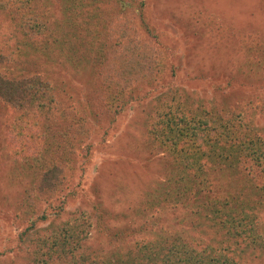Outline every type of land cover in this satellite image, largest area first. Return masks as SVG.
I'll use <instances>...</instances> for the list:
<instances>
[{"label": "trees", "instance_id": "1", "mask_svg": "<svg viewBox=\"0 0 264 264\" xmlns=\"http://www.w3.org/2000/svg\"><path fill=\"white\" fill-rule=\"evenodd\" d=\"M48 4L0 0V21L8 22V30L15 33L13 48L19 58L20 52L48 47L53 41L49 36H60L57 21L42 17ZM96 6L99 17L86 16L93 28L78 24L73 14L68 21L73 39L62 45L70 42L69 50L82 49L83 34L103 45L96 51L92 87L79 109L84 112L80 119L75 117L77 109L68 112L72 107L67 98L57 95L63 91L38 72L7 76L0 70V101L16 110L17 122L8 133L11 157L27 162L24 168L10 169L8 183L17 194L8 201L20 209V223L26 224L21 235L37 233L29 245L28 264H247V257H263L255 254L261 251L258 212L264 210V189L258 184L264 181L262 148L240 114L224 107L200 114L168 106L149 123L145 120L144 147L162 150L163 179L139 192L136 202L118 197L126 208L114 215L105 216L103 202L96 198L87 214L93 225L65 221L58 228L50 223L37 229L64 209L60 195L74 170L76 152L87 150L86 132L112 122L125 106L123 93L139 100L159 74L153 47L157 34L143 1L113 0ZM248 23L254 27L253 20ZM246 36L244 52L241 40L232 45L234 52L247 56L257 46L264 51V41ZM4 49L0 45V52ZM263 61L248 58L244 63L258 70L264 68ZM41 201L52 208L49 213L40 209ZM107 220L117 225L110 227ZM91 229L104 236L105 244L89 245Z\"/></svg>", "mask_w": 264, "mask_h": 264}, {"label": "rangeland", "instance_id": "2", "mask_svg": "<svg viewBox=\"0 0 264 264\" xmlns=\"http://www.w3.org/2000/svg\"><path fill=\"white\" fill-rule=\"evenodd\" d=\"M107 1L113 0H49L42 17L49 18L50 15L57 21L61 26L57 30L60 36H49V41L54 42L48 47L43 45L26 53L20 52V58L14 53L15 33L8 30V22L0 21V45L5 47L0 52L4 58L0 61V70L7 76L16 71L38 72L52 86L63 91L57 95L67 98V104L72 107L68 112L74 114L77 109L75 117L78 120L84 115L79 110L81 104H86L89 99L93 67L98 59L96 51L103 45L91 42V37L84 39L83 34L82 49L69 50L70 42L62 46L65 44L63 40L73 39L68 26V21L74 19L73 14L75 18L79 17L78 24L83 23V27L89 25L92 29L86 16L99 17L100 9L96 5L102 7ZM139 1L144 3V12L147 10L151 14L157 34L153 47L159 74L150 87L141 91L139 100L135 99V95L130 99L128 93H123L125 106L112 122L107 121L102 127L95 126L92 133L86 132L83 146H87V150L76 152L74 170L69 173L68 182L60 195V200L65 199L64 209L55 216H49L47 222H40L37 229H46L50 223L58 228L65 221L85 223L86 227L93 225L87 214L96 198L102 200L105 216L114 215L121 208H126V202L120 197L128 199V203L136 202L139 192L154 187L159 179L162 180L160 158L165 156L157 146L150 149L144 147V123L166 111L168 106L178 112L180 108L182 111L186 108L200 114L221 107L234 110L244 121L243 126L256 135L264 161V68L256 70V67L244 63L248 58H257L262 62L264 51L257 46L256 52L249 51L246 56L239 54L240 50L234 52L232 46L241 40L244 52L247 45L244 40H248V34L253 35V39L264 41V0ZM249 20H253L254 27L248 23ZM52 28L50 26V31H53ZM113 106L110 104L111 108ZM15 116L16 110L0 101V264H28L29 245L37 235H21L26 224L20 223V209L10 204L17 194L16 187L12 188L8 183L10 169L15 167L19 170L27 166L23 159H13L14 150L9 144L8 133L17 122ZM82 120L90 122L87 117ZM261 168L264 178V166ZM258 184L264 189L263 180ZM32 199L30 196L29 201ZM41 204L40 209L46 208L47 213L52 210L44 201ZM257 220L261 251L255 254L263 256L264 210H259ZM107 223L110 227L117 225L112 220H107ZM88 237L93 241L89 240V245L106 242L101 233L92 229ZM254 257H247V264H264V256Z\"/></svg>", "mask_w": 264, "mask_h": 264}]
</instances>
